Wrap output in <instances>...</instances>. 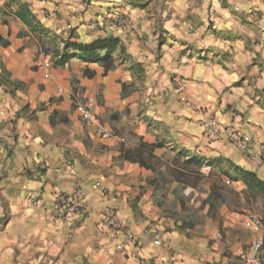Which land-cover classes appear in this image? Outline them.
I'll use <instances>...</instances> for the list:
<instances>
[{"label":"crops","instance_id":"0c3cea01","mask_svg":"<svg viewBox=\"0 0 264 264\" xmlns=\"http://www.w3.org/2000/svg\"><path fill=\"white\" fill-rule=\"evenodd\" d=\"M111 38L114 70L55 63ZM242 172L264 183V0H0V264H254L264 188Z\"/></svg>","mask_w":264,"mask_h":264},{"label":"built area","instance_id":"2783aa9c","mask_svg":"<svg viewBox=\"0 0 264 264\" xmlns=\"http://www.w3.org/2000/svg\"><path fill=\"white\" fill-rule=\"evenodd\" d=\"M92 105L93 101L90 99H78V108L89 121H93V116L90 112ZM100 132L106 134L104 130ZM210 133L215 138L226 136L228 141L239 150H245L250 142L242 132L222 128L217 122L211 124ZM84 199L85 195L81 189H77L72 194L58 195L51 206V216L60 219L82 212ZM103 224L113 231L122 230L121 211L116 208L108 210L103 219ZM249 226L253 230L260 232V235L252 244L251 261L254 264H264V254L262 253L264 248V220L257 214H251L249 216ZM126 239L129 242H134V236L129 232L126 234Z\"/></svg>","mask_w":264,"mask_h":264},{"label":"trees","instance_id":"16d2710c","mask_svg":"<svg viewBox=\"0 0 264 264\" xmlns=\"http://www.w3.org/2000/svg\"><path fill=\"white\" fill-rule=\"evenodd\" d=\"M116 53H120L124 59L129 58L118 38L99 39L89 44L75 43L68 40L65 42V51L56 55L57 60L55 63L63 67L72 58L79 57L86 62L101 65L108 72L114 70L117 66ZM242 174L250 180L251 185L254 184L259 188H264V183L259 181L254 173L242 172Z\"/></svg>","mask_w":264,"mask_h":264}]
</instances>
